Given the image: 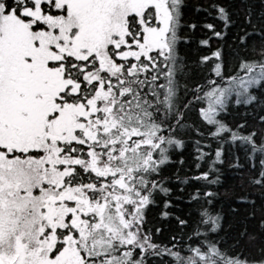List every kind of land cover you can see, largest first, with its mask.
<instances>
[{
	"label": "snow or ice",
	"instance_id": "obj_1",
	"mask_svg": "<svg viewBox=\"0 0 264 264\" xmlns=\"http://www.w3.org/2000/svg\"><path fill=\"white\" fill-rule=\"evenodd\" d=\"M0 264H264V0H0Z\"/></svg>",
	"mask_w": 264,
	"mask_h": 264
}]
</instances>
